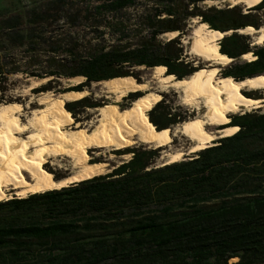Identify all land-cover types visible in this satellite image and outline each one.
<instances>
[{
	"label": "trees",
	"instance_id": "trees-1",
	"mask_svg": "<svg viewBox=\"0 0 264 264\" xmlns=\"http://www.w3.org/2000/svg\"><path fill=\"white\" fill-rule=\"evenodd\" d=\"M139 1L98 0L76 7L68 17L74 26L90 24L96 32L104 27L116 37L112 45H81L74 31L62 33L70 37L63 43L41 27L57 22L62 10L81 0L45 1L44 12L30 11L29 27L20 13L1 16L0 102L14 101L7 93L12 73L85 77L56 90L73 94L115 77L125 85L142 82L141 65L183 79L202 66L188 58L182 42L195 17L212 31H227L213 46L219 58L234 59L221 74L237 80L264 74V42L253 44L250 34L239 32L261 27L264 0L247 10L203 6L206 0H144L143 12L133 18L128 11ZM173 31L178 35L163 38ZM10 44H25L29 52L47 46L46 65L11 59ZM245 53L252 60L240 61ZM52 89L47 83L33 91ZM141 95L130 92L126 98L132 102ZM162 95L139 115L148 129L168 130L196 116L167 92ZM103 104L86 95L58 111L77 118L84 109ZM223 121L222 127L234 132L184 159L157 164L161 147L140 143L116 150L131 157L109 172L0 200V264H264V111L253 108Z\"/></svg>",
	"mask_w": 264,
	"mask_h": 264
},
{
	"label": "bare ground",
	"instance_id": "bare-ground-1",
	"mask_svg": "<svg viewBox=\"0 0 264 264\" xmlns=\"http://www.w3.org/2000/svg\"><path fill=\"white\" fill-rule=\"evenodd\" d=\"M207 1L220 4L221 0ZM231 1L234 5H244L246 10L259 2L258 0ZM193 19L194 24H190V35L183 39L190 45L188 52L203 59L207 64L183 79L171 78L162 68L154 66L149 76L152 79L150 83L149 79H143L142 82L125 85L116 77L97 81L107 93L113 94V98L110 102L95 107L97 115L94 126L84 125L74 117L65 116L58 111V107L64 106L66 102L79 99V94L70 91L42 92L39 96L42 106L33 110L28 125L22 124L20 119H17L19 125H14L15 116L22 117L23 111L14 115L16 106L13 103L0 105V200L14 195L25 197L29 193L60 188L107 172L110 165L104 161H89L91 157L85 154L87 148L95 147L97 151L109 148L125 149L144 143L153 147L170 146L169 149H172L173 139L182 135L192 141V145L187 150L197 152L213 144L218 134L226 136L234 132V129L228 125L222 127L225 125L223 117L241 112L245 108L264 107L263 97H239V92L245 90L248 92L250 89H264V74L237 80L227 78L218 72L214 73L215 69L223 70L232 63V60L234 61L233 58L221 59L213 51L214 44L227 33L212 31L205 22L199 21L197 17ZM250 27H244L239 32L254 35L255 43L262 44L264 23L260 29ZM177 34L176 31L166 33L171 37ZM243 58L249 61L252 60V55L245 53ZM141 67L145 66L141 65ZM47 79L31 77L30 87H39ZM68 80L80 83L83 78L75 76L69 77ZM150 84L157 85V88H151ZM170 88L181 93L184 104L198 109L203 104L206 111L179 123L172 133L161 134L158 130L148 129L140 121L139 115L141 111L156 105L161 96L160 92H168ZM136 91H143V95L134 99L128 106L115 108L116 104H120L130 92ZM111 94H107L108 98ZM217 125L219 127H216ZM16 126L19 128L15 129ZM13 133H18V138L13 137ZM5 137H9L8 142H5ZM124 155L129 157L130 154ZM166 155L169 158L168 161L166 160L167 163L178 161L185 158L186 149L176 148ZM68 157L73 162V171L61 178H55L52 172L46 177L45 171L43 173L37 165V163H45L49 158H52L53 164L56 165ZM111 157H116L115 152Z\"/></svg>",
	"mask_w": 264,
	"mask_h": 264
},
{
	"label": "rangeland",
	"instance_id": "rangeland-1",
	"mask_svg": "<svg viewBox=\"0 0 264 264\" xmlns=\"http://www.w3.org/2000/svg\"><path fill=\"white\" fill-rule=\"evenodd\" d=\"M45 1H47V0H44V2ZM141 1H144V0H141ZM141 1H139L140 4H138L137 8H130L128 11L133 18H136L139 14H141L143 12V6L142 5L146 2L142 3ZM97 3H98V0H81L80 3H77V4L75 3L74 6L66 7L67 9L62 10L61 14H64V15L60 16L58 18L57 22H49V23L44 22L43 24H41V27L46 26L49 31L55 32V34H56L55 36L57 37V39H61L63 41V43H65L66 40L69 41L70 37L68 38V36H65L62 33H65L66 31H74V33H75L74 35H76V37H77L79 43H81V45H84V44L86 46L87 45L94 46V45H99V44L112 45V44L117 42L116 37L113 36L109 31L105 32L103 30L104 27H101L100 30H98L96 32L92 29V25H90V24H81V25L74 26L72 23L68 22V17L70 15H73V13L76 10V7H78V8L79 7H85V5H87V4H90L92 6V5H95ZM37 4L38 3H31V2L29 3V2H27V0H22V2L19 0H16V1L15 0H0V19H1V16L5 17L9 14L12 15V14L20 13L22 15V17H24V20L26 21V23H25L26 27H29L27 24V20H29V18H30V11H31V9H29V8H30V6L33 7V6H36ZM202 5L203 6L219 5V3H214V2L211 3V2H208L206 0L202 3ZM242 6H243V8H245L244 5H242ZM6 11H8V12H6ZM3 12H5V14L1 15V13H3ZM197 19L199 21H201L200 18H197ZM261 21H262V25H263V23H264V12H263V16L261 18ZM190 24H192V25L194 24L193 18L190 19L188 22V26H187L188 32L185 34L184 37H182V42L184 43V47H185V54H187V56L190 60H194L195 64H200V65L204 66L207 63H205L203 61V59H199V58L191 55L188 52V48L190 45L188 43H185V41H184V39H186L190 35V31H191V25ZM208 27H210V26L208 25ZM101 31H104V32H101ZM231 31H233V30H231ZM250 36H251L252 41H254L253 44H255V40H254L255 36L254 35H250ZM163 38L167 39L165 35H163ZM7 48H9V52H11V54H12L11 59L18 60L24 65L25 64H35V65H37V68H41L42 64H44V66H45L47 63V57H49L48 53L46 52L48 50L47 46H44V45L42 46V50H39L38 52H36V51L29 52V50L26 49L25 44L24 45L10 44V46H8ZM56 57H61V56H56ZM244 60H246V59L240 58V61H244ZM232 62H233V60H232ZM139 71H140L142 80L143 79L144 80L149 79L148 81L150 83V81L152 80L149 77L152 73L151 68L143 67ZM221 71L222 70L215 69L214 73H216V72L221 73ZM30 78H31V76H28L27 74H23V73H12L9 75L10 90L7 93H8L9 97L14 99L13 102H9V103H13L14 106H16V109L14 110V115H17L20 111L21 112L23 111L22 117H16L15 116L14 125H19L17 122V119H20L22 124L28 125V119H29V117L32 116L33 110L36 108H40L42 106L40 104V101H39V96L42 92H46V91L34 92L33 88H36V87H30V85H31V81L29 80ZM45 78H48V79L43 84L51 83L53 89L48 90V91H51L53 93H58V91H56L58 89L78 84V82L68 80L69 77L47 76ZM123 79H124V81H127L124 77H123ZM128 79H130V81H132L134 78L128 77ZM84 80H85V77H84L83 81ZM93 83L89 87L86 88V89H88V91H85V90L76 91V94L80 95L79 99L85 97L86 95H89L91 97V101H97V102L100 101L102 103L110 102L113 98V94L107 93L102 88L101 85L97 84V82H93ZM152 85L154 86V88H157V85H154V84H152ZM94 90H95V92H98V93L96 94L94 92ZM248 92L255 94V96H257V97H263V99H264V89L263 88L262 89H250V90H248ZM160 93H163V92H160ZM167 93H168V98L170 100H174L175 103L180 104L183 107H188L190 109V111L195 110L194 112H195L196 116L199 115V113L203 114L206 111V108L204 107L203 104L200 105L201 106L200 109H198L192 105L189 106V105L184 104L183 100H182L181 93L177 90L175 91V89H173V88H170ZM242 93H244V92H242ZM107 94L108 95L111 94L109 96V98H108ZM246 96H248V95H246ZM126 97L123 98V100L120 104H116L115 108L125 107V106L130 105L131 100L127 99ZM239 97L242 98L244 96H239ZM162 98H163V95H161L158 98L157 102H159ZM244 98H247V97H244ZM258 100H260V99H258ZM2 104H8V103L0 102V105H2ZM256 109H261L262 111H264V107H256ZM245 111H247V110L244 109L243 111L237 112V113H243ZM232 114H236V113H231L230 115H232ZM96 115H97V110L95 108H86L83 110V112H81L80 114L77 115V118L74 117V115L72 117H74L76 120H78L79 122H81L84 125L88 124V126L89 125L94 126V124H96V120H95ZM65 116H70V115L66 112ZM223 118H225V117H223ZM230 119H231V117H230ZM177 126L178 125H176L174 128L173 127L170 128L168 130H158V131H160L161 134H165L167 132L172 133ZM216 127H219V125H217ZM17 128H19V126H16L15 129H17ZM28 134L29 133H27L26 136H28ZM12 136L15 138H18V133H13ZM218 137H221V135L218 134ZM8 139H9V137H5V142H8ZM173 140H172L173 143L171 144V146L172 147L174 146V147L172 149H169V148H171L170 146L169 147L168 146L161 147L160 157L157 159V164H166L168 159H169L168 156L166 155V153L173 151L176 148L184 147L186 149L185 158L194 154V152H189V150H187L192 145V141L189 140V138L181 135L180 137H176ZM139 144L140 143H138L136 145H139ZM144 145H146L147 147H153V146H149L147 144H144ZM97 150L98 149H96L95 147L94 148H87L85 151V154H88L91 157L89 159V161L90 160L91 161H104L107 165H110L109 169H111L113 166H115L117 164H120L123 160L129 159L131 157V154L129 155V157L127 155H124V156L119 155V153L116 152V150H118V149H115V148H109L108 150L107 149L106 150L101 149L99 151H97ZM113 152H115V154H116V157H114V158L111 157ZM60 164L62 166H60ZM37 165L43 171V173L45 171L44 174L46 175V177H47V174L49 172H52L56 178V176H62L63 177L67 174L69 175L73 171V168H72L73 162H72L70 157H68L66 160H62L61 163H59V164L57 163L56 165L53 164L52 158H49L45 163L44 162L42 164L37 163ZM64 168H66V169H64ZM28 180H29V178H28ZM14 196H17V195H14Z\"/></svg>",
	"mask_w": 264,
	"mask_h": 264
},
{
	"label": "crops",
	"instance_id": "crops-1",
	"mask_svg": "<svg viewBox=\"0 0 264 264\" xmlns=\"http://www.w3.org/2000/svg\"><path fill=\"white\" fill-rule=\"evenodd\" d=\"M16 1V0H15ZM22 2V0H19ZM27 2L31 3H38L36 6H30L29 9H31L32 12H44V0H27ZM44 23V22H43ZM42 23V24H43Z\"/></svg>",
	"mask_w": 264,
	"mask_h": 264
},
{
	"label": "water",
	"instance_id": "water-1",
	"mask_svg": "<svg viewBox=\"0 0 264 264\" xmlns=\"http://www.w3.org/2000/svg\"><path fill=\"white\" fill-rule=\"evenodd\" d=\"M218 1H220V0H218ZM223 3V4H222ZM218 6H228V7H232V6H235L233 3H232V1L231 0H227V1H225V0H221L220 1V4L218 5ZM254 27V26H253ZM261 28V27H260ZM260 28H258V29H260ZM227 32V31H226ZM165 36H166V38L167 39H170V38H172L170 35H166V33L164 34ZM244 55V54H243ZM243 55L241 56V58L242 59H244L243 58ZM151 82V81H150ZM150 87L151 88H154V86L152 85V84H150ZM142 92V95H143V91H141ZM161 95H162V93H161ZM252 109V108H251ZM245 110H250V109H247V108H245ZM112 169H109L107 172H109V171H111Z\"/></svg>",
	"mask_w": 264,
	"mask_h": 264
},
{
	"label": "flooded vegetation",
	"instance_id": "flooded-vegetation-1",
	"mask_svg": "<svg viewBox=\"0 0 264 264\" xmlns=\"http://www.w3.org/2000/svg\"><path fill=\"white\" fill-rule=\"evenodd\" d=\"M250 94H252V93H250ZM252 95H255V94H252Z\"/></svg>",
	"mask_w": 264,
	"mask_h": 264
}]
</instances>
